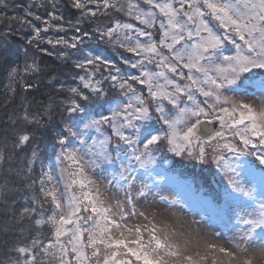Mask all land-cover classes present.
<instances>
[{
	"label": "snow or ice",
	"instance_id": "1",
	"mask_svg": "<svg viewBox=\"0 0 264 264\" xmlns=\"http://www.w3.org/2000/svg\"><path fill=\"white\" fill-rule=\"evenodd\" d=\"M90 4L96 9L88 7ZM73 7L81 10V18L73 25L76 34L70 40L63 36L47 40L48 44L63 45L78 53L74 67L85 73L79 76L81 86L69 89L70 95L61 102L71 122L59 135L60 151L55 160L67 164L60 177L53 176L51 168L41 170L39 184L36 180L29 184L33 189L32 206L18 213L8 203L10 181L0 184V204L8 217L0 222V234H16L17 225L40 215L35 224H50L52 238L44 244L34 237L27 245L9 249L17 253L15 259L9 258V264H37L38 255L45 257L47 264H205L208 256L182 255L180 245L167 233L162 237L154 222L129 225V218L137 214L148 219L143 212L137 213L135 200L146 197L151 188L144 184L133 197L136 176L132 165L133 161L141 168L154 164V153L164 148L201 162H205L210 149L212 162L231 173H235V167L225 151L236 158L255 157L264 165V107L258 109L223 94L240 90L242 73L264 69V0H73ZM101 10L122 12L139 26L116 21L110 27L97 25L91 31L82 30L79 25L83 19L95 18ZM49 15L63 19L54 13ZM19 22L31 24L26 18ZM45 25L44 29L33 26L35 37L50 27L63 30L47 21ZM89 38L97 40V47L85 51ZM100 43L130 54L126 57L120 53L119 60L137 74L122 76L117 60L107 54L108 48H100ZM39 50L47 53V49ZM25 71L39 69L33 62L25 66ZM16 72L13 68L10 78ZM106 84L120 95L109 98ZM259 86L264 93V80ZM33 87L25 85L26 89ZM140 88H146L147 94ZM102 98L110 105L108 114H91L90 106ZM52 110L50 102L43 113L30 115L25 110L23 119L40 127L42 117ZM77 114L78 119L74 118ZM9 119L14 125L15 120ZM214 122L219 123V130L211 127ZM106 129H110V135ZM237 138L239 143L234 142ZM31 139L28 133L20 134L15 147ZM73 142L77 146L69 149L67 145ZM36 155L33 150V160ZM4 159L0 155V164ZM117 161L121 162L119 170H114ZM31 164L32 160L29 173ZM88 170L106 179V188L124 191V199L107 204ZM65 175L60 191L57 185ZM228 183L233 192L259 203L247 214L250 218H238L242 227L238 236L228 238L231 247L208 246L211 264H253L245 256L249 244L259 242L264 249V192L257 197L255 189L246 191L231 178ZM45 203L52 205L47 219L42 215ZM24 232L19 228L20 236Z\"/></svg>",
	"mask_w": 264,
	"mask_h": 264
},
{
	"label": "rangeland",
	"instance_id": "2",
	"mask_svg": "<svg viewBox=\"0 0 264 264\" xmlns=\"http://www.w3.org/2000/svg\"><path fill=\"white\" fill-rule=\"evenodd\" d=\"M34 15L30 14L31 18H34ZM124 16H126L124 17L125 23H137L138 25V22L125 14ZM42 18L37 19L38 24L41 23L40 27L42 29L45 28L46 21L54 25L53 21ZM33 22L34 24L29 26L32 30V33L29 34L36 40L35 48L31 45L29 46L30 50L25 58L26 60L30 59L29 57H31L32 53L39 50L36 46L37 44L42 43L43 46L45 45L46 48L50 49L51 44H48L47 40L49 38L53 39L52 36H57L58 34L56 32L57 27H50L48 31H42L39 38H37L35 37L33 26H39H36L35 19H33ZM62 31L64 33V30ZM68 34L71 36L75 35L74 28H70ZM156 38H159L158 32ZM229 48L231 50V46ZM31 49L34 51L32 52ZM115 53H117L116 56H114ZM120 53V49L111 48L108 49L107 54L110 57L114 56L118 61ZM124 56L127 57L126 54ZM30 60L33 61V59ZM117 66L121 68V75L125 78L128 75L137 74L135 70L123 65L120 61H118ZM84 74L83 72L81 75ZM261 80H264V69H253L248 73H242L238 81L240 90L237 92L225 91L223 94L236 100H244L246 103H250L259 109L264 107V93H262L259 86ZM105 87L109 89V98L120 95L116 90L111 89L108 84ZM139 90L143 91L145 95L147 94L146 88H140ZM200 99L203 98L200 97ZM121 100H124V98L121 97ZM101 102H103V98L100 102L92 104L89 112L91 114L97 113L95 109ZM107 109L102 108L101 112L107 115ZM61 110L63 114L59 116V119L64 124L70 123L71 121L63 105H61ZM78 117L79 114L74 118L78 119ZM58 125L61 126L59 122H56L57 128L59 127ZM53 126H48L50 132L48 129L46 130L50 133L51 138L54 139L57 147L54 148L55 150L51 148L54 152H50V160L48 158L45 168L46 171L51 168L53 176L60 177L67 162L57 164L55 160L56 154L60 151V145L57 143L58 139L54 138L55 136H59V132ZM156 127H159V125H156ZM106 130L110 135V129ZM90 135H96V133L90 132ZM229 139H232L231 136H229ZM234 142L239 143L238 138ZM76 146L75 142L67 145L69 149ZM224 155L229 157L230 163L235 167V173L227 172L223 165L217 167L212 162L210 149L209 156L205 162L186 158L185 156H176L167 151L166 148L155 152V163L147 165L146 168H141L137 162L133 161L132 167L136 176L135 184L131 189L133 197L141 190L142 185L148 184L151 188L146 197L135 200L137 213L143 212L148 219L145 220L144 217L137 214L135 217L129 218L127 221L129 225L148 224L149 221L154 222L158 226L159 234L162 237L167 233L173 242L180 245L182 255H192L195 257L199 253L201 256H208L205 264H211L212 255L208 246L231 247L228 238L238 236L239 230L242 227L238 218H250L247 214L253 212L259 203V200H257L254 204L241 193L233 192L232 187L228 183L229 178L235 180L238 186L246 191L255 189L257 197L264 192V165H260L259 161L252 156L236 158L233 154L226 151ZM113 156H115L114 152ZM85 159H88V157L85 156ZM120 163V161H117L116 169L114 170H119ZM88 175L100 187L102 199L107 204L114 205L116 200L124 199V191L106 188L107 180L102 178L98 173L88 170ZM66 179L65 175L64 179L57 185L60 191L63 190L64 180ZM160 197H166L167 199L161 200ZM50 207L51 209H48V216L52 214V205ZM43 225L39 226L42 227ZM45 226H48L52 230L50 224H45ZM46 233L48 239H50L51 233L48 231ZM216 233H221V235L217 237ZM248 257L252 259L253 264H264V249H261L259 242H256L255 245H248V252L245 258Z\"/></svg>",
	"mask_w": 264,
	"mask_h": 264
},
{
	"label": "trees",
	"instance_id": "3",
	"mask_svg": "<svg viewBox=\"0 0 264 264\" xmlns=\"http://www.w3.org/2000/svg\"><path fill=\"white\" fill-rule=\"evenodd\" d=\"M53 4H55V8L52 7ZM88 7L96 9L95 4H90ZM50 13L62 16L63 19L55 20L49 15ZM30 14L37 16L34 15L35 17L31 18ZM40 16L48 21H53L54 25L62 26L64 33L58 28L56 30L57 36H52L53 41L61 36L70 40L72 36L68 34V31L70 28H74L73 25L81 18V10L73 7V0H0V155L5 158L4 162L0 164V184H3L6 179L10 181L8 188L12 191L8 194V203L17 213L23 207L32 206L30 197L33 195V189L29 187V184L32 180H36L37 185L39 184L41 170L46 171L45 165L48 158L50 160L49 154L52 149L57 147L54 139L48 133V126L54 125L59 135L63 132L66 124L59 119V116L63 114L61 102L70 95L69 89L79 87V76L83 73L74 67L79 58L78 53L65 48L63 45H51V48L48 49L42 43L37 44L38 49H47V53H51V55L36 50L29 57L33 61L25 59L30 50L29 46L35 48L36 42L29 34L32 33L29 26L34 24L33 19H35L36 26L40 27L41 23L38 24L36 19V17L41 18ZM124 17L126 16L122 12L101 10L97 12L95 18L83 19L80 27L84 31H91L97 25L106 28L115 24L116 21L121 24L125 23ZM20 18L30 20L31 24H21ZM30 38L33 39L31 44L29 43ZM85 44L88 45L85 51L94 50L97 47V40L89 38L85 40ZM99 46L100 48L111 49L109 45L104 43H100ZM120 50L123 55H130L123 52V49ZM61 53L67 55L62 56ZM118 61L120 60L118 59ZM33 62L36 63L39 71H25V66L31 65ZM13 68L17 72L13 78H10ZM26 84H33L35 87L26 89ZM50 102L53 105V110L49 115L42 117V126L29 124L23 119L25 110L30 115L43 113ZM108 105L103 103V107L99 105L95 111L101 112L102 108H109ZM10 117L15 120L14 125L9 119ZM56 122H59L61 126L58 125L57 128ZM24 133L30 134L32 139L22 147H15L18 135ZM54 138L58 139L59 136ZM33 150L37 153L34 160L32 158ZM30 160H32L31 173L28 172ZM36 191L38 192V186ZM12 201L15 203L12 204ZM26 201L28 202L26 203ZM50 206V203L44 204L43 218H47L48 209H51ZM3 213L4 208L0 204V222L8 219ZM39 218H41L40 215H37L17 225L16 234L9 236L0 234V264H9L10 257L13 259L17 257V253L9 249L27 245L34 237L47 244L48 235L46 232L51 233V228L45 224L42 227L36 225L34 221ZM21 227L25 229L22 236L19 235V228ZM37 264H47L46 258L38 255Z\"/></svg>",
	"mask_w": 264,
	"mask_h": 264
},
{
	"label": "water",
	"instance_id": "4",
	"mask_svg": "<svg viewBox=\"0 0 264 264\" xmlns=\"http://www.w3.org/2000/svg\"><path fill=\"white\" fill-rule=\"evenodd\" d=\"M211 127H213V128H215V129H219L220 128V125H219V123L218 122H214L212 125H211Z\"/></svg>",
	"mask_w": 264,
	"mask_h": 264
}]
</instances>
